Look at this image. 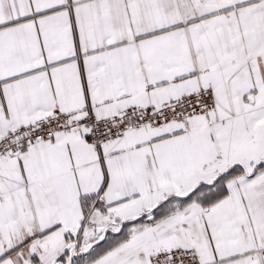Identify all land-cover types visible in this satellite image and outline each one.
Listing matches in <instances>:
<instances>
[{"label":"snow or ice","instance_id":"snow-or-ice-1","mask_svg":"<svg viewBox=\"0 0 264 264\" xmlns=\"http://www.w3.org/2000/svg\"><path fill=\"white\" fill-rule=\"evenodd\" d=\"M0 264H264V0H0Z\"/></svg>","mask_w":264,"mask_h":264}]
</instances>
